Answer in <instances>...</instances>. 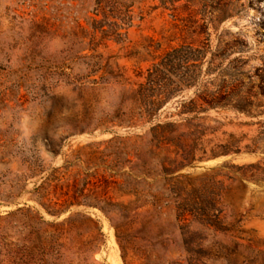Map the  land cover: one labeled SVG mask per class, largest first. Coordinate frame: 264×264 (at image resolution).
Listing matches in <instances>:
<instances>
[{"label": "rangeland", "instance_id": "1", "mask_svg": "<svg viewBox=\"0 0 264 264\" xmlns=\"http://www.w3.org/2000/svg\"><path fill=\"white\" fill-rule=\"evenodd\" d=\"M194 4L177 12L151 10L135 21L125 42L102 40L98 47L112 69L119 64L137 80L149 62L130 50H141L146 40L159 41L162 48L184 41L209 40L214 48L243 43L224 64L235 60L243 66L257 92L254 104L200 113L192 128L204 134L206 155L198 152L191 165L166 174L162 160L174 153L154 150L150 129L179 118V96L151 123L119 125L114 115L122 86L76 81L91 52L70 29L76 21L86 23L94 0H0V264H144L131 246L146 242L130 240L125 260L117 227L128 235L142 219L165 224L176 212L160 204L189 196L216 200L225 222L242 217L255 228L257 264H264L258 256L264 250V0ZM45 21L59 30L51 35L37 30L35 24ZM183 123L179 131L188 130ZM230 141L239 152L211 154ZM165 228L162 237L159 226L151 228L154 241L170 240L168 250L157 246L152 259L184 258L179 229ZM191 229L204 231L197 242L215 252L233 244L198 222ZM201 262L225 264L223 257Z\"/></svg>", "mask_w": 264, "mask_h": 264}, {"label": "trees", "instance_id": "2", "mask_svg": "<svg viewBox=\"0 0 264 264\" xmlns=\"http://www.w3.org/2000/svg\"><path fill=\"white\" fill-rule=\"evenodd\" d=\"M193 5L194 0H94L91 14L85 18L86 23L76 21V25L70 29L73 38L81 40L83 49L91 52L84 62L86 72L76 77V81L94 87H104L111 82L122 86L114 115L119 125L151 123L160 117L162 108L168 102L179 96V118L158 121L150 129L152 148L174 153V157L165 155L162 160L166 174L191 165L197 159L198 152H201L199 157L206 155L207 150L202 146L204 134L192 128L194 120L201 118L200 113L212 108L246 110L254 104L257 92L252 91L251 78L246 80L243 66L236 64L235 60L224 64L225 59L240 49L243 43L236 41L214 48L209 40L184 41L162 48L159 41L146 40L145 44H141V50H130L133 57L149 62L145 69L137 72V80L127 76L119 64H116V70L112 69L109 59L98 53V47L102 40L125 42L129 30L136 25L135 21H142L151 10L161 7L177 12L180 8L191 10ZM35 26L40 32L50 35L59 30L48 21ZM186 94L189 96L185 97ZM183 122L188 130L179 131ZM235 143L230 141L217 145L212 148L211 154L239 152L240 147ZM159 207L175 211V219L169 220L166 225L157 220L142 219L141 227L128 235L122 234L117 227V238L125 260L130 240L140 239L146 243L131 247L144 264H207L198 263L203 257H223L225 264H257V230L247 227L242 217L225 222L220 216L223 208L216 200H199L189 196L164 202ZM195 222L200 223L205 231L212 230L231 237L233 244H223L217 252L212 247L204 248L197 242V239L205 238L204 231L191 229ZM154 225L160 227V237L168 233L166 226L172 228L171 232L179 229V244L187 255L166 263L161 261L160 256L156 257L158 261L152 259L157 246L167 251L170 245L168 238L154 241L149 236ZM127 237H130L129 240ZM258 253L264 258V250Z\"/></svg>", "mask_w": 264, "mask_h": 264}, {"label": "water", "instance_id": "3", "mask_svg": "<svg viewBox=\"0 0 264 264\" xmlns=\"http://www.w3.org/2000/svg\"><path fill=\"white\" fill-rule=\"evenodd\" d=\"M219 159H221V158L218 157V158L209 159L205 163H214L215 161H218Z\"/></svg>", "mask_w": 264, "mask_h": 264}]
</instances>
